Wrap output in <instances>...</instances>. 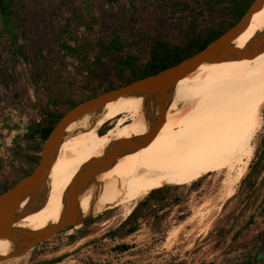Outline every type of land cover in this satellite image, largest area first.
Returning <instances> with one entry per match:
<instances>
[{"label":"rangeland","instance_id":"1","mask_svg":"<svg viewBox=\"0 0 264 264\" xmlns=\"http://www.w3.org/2000/svg\"><path fill=\"white\" fill-rule=\"evenodd\" d=\"M184 1L186 9L176 4L178 0L6 1L13 31L11 35L3 31L0 14V186L14 179L9 167L12 147L24 145L22 136L29 122L37 117L33 106L35 87L40 86L42 93H53L56 82L65 80L69 85L67 77L73 75L76 61L60 47L64 39L59 33L60 16L78 24L80 35L86 40L104 46L117 38L126 52L146 61L154 40L175 44L191 21L198 26L204 24L201 0ZM263 90L264 79L234 108L217 113L185 143L166 144L126 184L103 196L99 207L106 208L92 217L98 218L88 227L84 238L70 244L68 236L78 228L66 230L36 250L0 264H50L58 257L62 258L54 264H263L261 258H252L258 254L257 246L259 253L264 252V236H258L264 232L261 197L255 198L257 192L246 200L247 191L239 190L264 130ZM133 100L138 104L132 110V105L128 106L98 133L126 125L120 121L131 112L141 115L143 100ZM250 123L256 125L253 139L243 148L234 147L233 134ZM211 135L210 141L191 150L195 142ZM215 142L222 144L219 166L214 173L199 179L194 190H172L181 197L177 205L144 221L137 231L123 239L104 236L127 217L122 216L126 207L132 210L155 185L175 177L188 157ZM250 214L255 215L254 221L242 229ZM238 229L240 246L237 251L228 252L231 237ZM123 245L129 249H119Z\"/></svg>","mask_w":264,"mask_h":264},{"label":"trees","instance_id":"2","mask_svg":"<svg viewBox=\"0 0 264 264\" xmlns=\"http://www.w3.org/2000/svg\"><path fill=\"white\" fill-rule=\"evenodd\" d=\"M4 0L6 14L1 15L3 31L12 34L13 25L9 20V6ZM253 0H201L204 5L203 16L206 20L202 26H198L196 21H191L182 32L178 43L172 44L163 40H154L148 51L146 61L140 60L131 52H126L124 45L113 38L104 46L97 42L86 40L79 32V25L72 19L60 16L59 33L64 39L60 45L66 55L76 61L72 76L67 77L61 83L56 82V90L41 92L40 86L35 87L34 108L37 117L29 122L25 133L22 136L23 146L15 144L12 147L13 157L9 167L14 179L7 184L0 186V193L12 187L19 179L29 175L38 162L43 143L55 124L72 107L82 101L100 95L104 92L116 89L129 84L135 80L158 73L159 71L178 64L180 61L194 55L202 50L210 42L215 40L226 30L238 22ZM196 20V19H194ZM81 27V25H80ZM87 29L88 25L83 26ZM11 40L15 37L11 36ZM71 42V44H69ZM107 62V63H106ZM68 86V87H67ZM264 107V106H263ZM264 115V108H263ZM102 134V133H100ZM223 159L222 144L219 142L204 146L193 157H188L181 171L175 177L160 182L137 203L128 215L115 229L110 230L104 236L107 238L123 239L139 228L144 222L168 206L177 205L181 197L171 193L177 188H188L194 190L199 185V179L214 173ZM248 172L240 181L239 190H246V200L254 196L261 197L260 208L264 211V130L260 135L255 148L253 158L248 166ZM171 185V186H164ZM91 194L84 195V199ZM106 195L105 197H107ZM104 198V197H103ZM98 199L94 205L82 212L83 215L97 213L101 200ZM89 218L82 226L74 230L68 236L69 243L84 238L88 233V227L97 219ZM255 215L250 214L245 221L243 228H248L254 221ZM69 228L66 230H70ZM64 231L59 232L61 234ZM56 234L55 236H57ZM241 231L238 229L231 237L228 245V252H235L240 246ZM53 236V237H55ZM259 238H263L264 232L259 233ZM52 237V238H53ZM50 240V239H49ZM48 241V240H47ZM47 241L37 245L42 246ZM119 249L126 251L128 246H121ZM260 247H256L257 255L252 258L257 259ZM62 257L50 261V264L58 263ZM264 264V262H263Z\"/></svg>","mask_w":264,"mask_h":264},{"label":"bare ground","instance_id":"3","mask_svg":"<svg viewBox=\"0 0 264 264\" xmlns=\"http://www.w3.org/2000/svg\"><path fill=\"white\" fill-rule=\"evenodd\" d=\"M263 30L264 3L254 12L248 27L235 37L233 44L237 48H243L251 37ZM263 79L264 51L247 59L202 63L197 66L191 76L179 80L176 84L165 122L156 136L145 146L119 158L108 171L98 175L84 194H91L90 197L84 200L83 195L80 198L81 211L91 208L98 199L126 184L135 172L166 144L185 143L202 130L205 123L217 113L234 108ZM261 98L262 104L264 90ZM136 104L138 103L133 98H119L107 103L100 113L84 118L77 132L71 133L74 125L68 127L70 134L63 140L47 179L45 202L40 208L25 215L18 223L19 227L36 230L48 223L57 222L65 192L75 174L91 158L102 155L114 139L138 136L146 132L149 122L145 120L142 110L139 116H136L137 111L125 116L120 124L126 125H120L107 133H98L107 122L120 115L130 105L132 110ZM255 132V124L243 126L233 134V146L243 148L253 139ZM211 139L212 135L207 139H199L191 150L203 146ZM131 211V208L126 207L122 216L130 215ZM11 248L7 240L0 239V254L7 253Z\"/></svg>","mask_w":264,"mask_h":264},{"label":"water","instance_id":"4","mask_svg":"<svg viewBox=\"0 0 264 264\" xmlns=\"http://www.w3.org/2000/svg\"><path fill=\"white\" fill-rule=\"evenodd\" d=\"M263 3L264 0H253L236 24L178 64L82 101L68 110L45 139L32 172L0 193V239L7 240L12 246L7 253L0 254V262L22 257L59 232L79 228L84 221L101 213L106 207L97 213L83 215L80 198L98 175L108 171L119 158L145 146L156 136L165 122L179 80L191 76L202 63L237 61L254 57L264 51V30L251 37L243 48H237L233 44L235 37L248 27L254 12ZM0 14L5 16L4 0H0ZM119 98L143 100V115L149 122L146 132L138 136L114 139L102 155L91 158L75 174L65 192L57 222L48 223L36 230L19 227L18 223L25 215L40 208L45 202L47 179L63 140L70 134L68 127L74 125L71 133L77 132L84 118L100 113L107 103Z\"/></svg>","mask_w":264,"mask_h":264},{"label":"flooded vegetation","instance_id":"5","mask_svg":"<svg viewBox=\"0 0 264 264\" xmlns=\"http://www.w3.org/2000/svg\"><path fill=\"white\" fill-rule=\"evenodd\" d=\"M174 1H177V0H174ZM179 1H180V2H179ZM184 2H185L184 0H178V2H176V4H178L180 7H182V9H183V8L186 9L187 6H186V4H185ZM174 3H175V2H174ZM259 258H261V259L264 261V255L259 254V255L257 256V259H259Z\"/></svg>","mask_w":264,"mask_h":264}]
</instances>
